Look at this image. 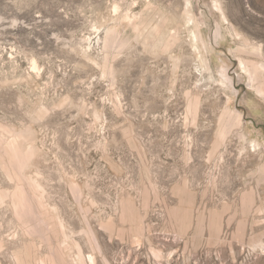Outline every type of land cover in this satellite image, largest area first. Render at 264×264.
Returning a JSON list of instances; mask_svg holds the SVG:
<instances>
[{
  "label": "rangeland",
  "instance_id": "1",
  "mask_svg": "<svg viewBox=\"0 0 264 264\" xmlns=\"http://www.w3.org/2000/svg\"><path fill=\"white\" fill-rule=\"evenodd\" d=\"M262 19L0 0V264H264Z\"/></svg>",
  "mask_w": 264,
  "mask_h": 264
},
{
  "label": "bare ground",
  "instance_id": "2",
  "mask_svg": "<svg viewBox=\"0 0 264 264\" xmlns=\"http://www.w3.org/2000/svg\"><path fill=\"white\" fill-rule=\"evenodd\" d=\"M197 36V35H196ZM241 39V38H240ZM243 42H245V44L247 45V47H248V45H251L256 51H258L259 49H261V45L259 44V45H254V43L253 44H250L249 43V41H248V39H245V38H243ZM205 47H206V49L208 48V46H207V44L205 43ZM210 48V47H209ZM247 49V48H246ZM211 50V49H210ZM258 55H260V54H258ZM241 59V64H243V68H246V64H245V61H244V59L243 58H240ZM259 69H264V61H261L259 64H258V68H256V71L257 70H259ZM223 71V70H222ZM246 71V70H245ZM251 73V72H250ZM223 75H227V74H225V72L223 71ZM262 91V90H261Z\"/></svg>",
  "mask_w": 264,
  "mask_h": 264
},
{
  "label": "snow or ice",
  "instance_id": "3",
  "mask_svg": "<svg viewBox=\"0 0 264 264\" xmlns=\"http://www.w3.org/2000/svg\"><path fill=\"white\" fill-rule=\"evenodd\" d=\"M261 23L264 24V19L261 20ZM262 38H264V37H262ZM129 264H130V262H129Z\"/></svg>",
  "mask_w": 264,
  "mask_h": 264
}]
</instances>
